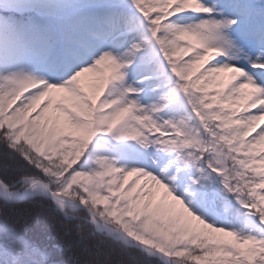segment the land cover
<instances>
[{
  "label": "snow or ice",
  "instance_id": "obj_1",
  "mask_svg": "<svg viewBox=\"0 0 264 264\" xmlns=\"http://www.w3.org/2000/svg\"><path fill=\"white\" fill-rule=\"evenodd\" d=\"M0 264H264V0H0Z\"/></svg>",
  "mask_w": 264,
  "mask_h": 264
},
{
  "label": "trees",
  "instance_id": "obj_2",
  "mask_svg": "<svg viewBox=\"0 0 264 264\" xmlns=\"http://www.w3.org/2000/svg\"><path fill=\"white\" fill-rule=\"evenodd\" d=\"M53 235H55V229H50L49 230Z\"/></svg>",
  "mask_w": 264,
  "mask_h": 264
}]
</instances>
